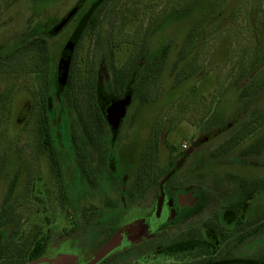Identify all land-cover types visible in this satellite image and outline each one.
Listing matches in <instances>:
<instances>
[{
    "label": "rangeland",
    "instance_id": "obj_1",
    "mask_svg": "<svg viewBox=\"0 0 264 264\" xmlns=\"http://www.w3.org/2000/svg\"><path fill=\"white\" fill-rule=\"evenodd\" d=\"M78 1L0 0V56L13 50L8 45L21 48L15 58L0 61V213L13 217L18 227L57 226L59 237L76 220L63 215L76 213L75 202L65 200L63 208L60 205L53 184L56 171L50 165L48 153H54L61 168L67 160L73 161V170H65L73 198L84 197L79 202L84 205L81 210H87L85 213L101 215L94 225L93 238L88 241V236H81V241H88L84 255H90L95 242L110 225L133 219L139 230L137 235L145 225L142 217H137L140 214L125 212V207L104 195L115 190L106 179L110 171L83 165H91L92 161L87 143L96 146L109 139L107 132L106 138L100 140L99 130H104V126H99L91 115L95 98L92 87L101 84L102 90L110 91L112 82H125L140 63L142 68L134 87L142 98V105L135 111L137 121L133 123V129L140 130L136 137L141 139L142 131L153 132L149 137L152 145L163 141V161L167 152H178L181 144L190 143L210 129L218 131L206 134L208 139L203 147L216 146L229 121L234 125L231 130L236 129L242 96L264 108V0H219L212 12L208 10L211 0H98L103 6L97 27L80 38L73 55L72 75L70 70L65 91L56 97L52 87L44 93L43 84L52 85L58 55L81 14L46 39L44 50L40 49L41 38L61 28L69 18L65 13ZM46 52L48 66L42 60ZM184 55L193 59L192 75L180 82L174 75L182 70ZM152 60L154 63H148ZM47 69L49 75L45 76ZM46 94L53 95L55 103L43 111L42 116L48 121L43 128L38 112L41 104L50 100ZM123 135L122 132L120 139H124ZM44 139L47 149L42 143L40 147ZM235 140L229 141L230 151L210 156V167L203 166L207 170L205 178L209 184L221 179L213 182L212 187L216 191L231 189L228 193L234 195L241 193L239 185H243L256 205H260L264 195V157L248 159L249 162L239 160ZM35 144L40 148L34 149ZM139 146L135 140L120 143L119 152L124 158L120 159L117 175L114 174H136L132 181L135 193L142 189L140 184L147 182L149 172L126 168L137 162ZM81 154L86 159L79 165L83 176L75 164V156ZM144 157L150 158L146 153ZM166 169L164 166L154 173ZM139 178H143L142 183ZM93 193L102 199L97 205L86 200ZM111 212L125 213L121 219L104 220Z\"/></svg>",
    "mask_w": 264,
    "mask_h": 264
},
{
    "label": "flooded vegetation",
    "instance_id": "obj_2",
    "mask_svg": "<svg viewBox=\"0 0 264 264\" xmlns=\"http://www.w3.org/2000/svg\"><path fill=\"white\" fill-rule=\"evenodd\" d=\"M91 3L87 2L85 5L90 6ZM79 7V3H76L67 11L64 16L68 14L69 18L64 25L53 30L48 37L50 39L53 35L61 32L74 17L81 14L58 55L56 70L52 75L53 83L46 89L49 91L52 87L56 97L65 91L70 70L72 75L73 55L78 43L70 54L65 85L60 90L61 92L56 94L59 59L65 53L67 42L72 41V38L75 37L79 25L88 21L86 18L83 20L85 12H83V8L78 10ZM99 12L95 25L86 29L83 34L97 27ZM2 46L3 44L0 45V49ZM146 58L147 56L144 57L145 60ZM148 63H154V61ZM135 66L137 68L134 67V69L137 71H135L134 81H132V71L125 82H112L110 91L102 90L101 84L92 87L95 98L92 100L91 115L97 120V123L99 122V126L100 124L104 126V130L98 129L100 140L106 138L107 132L109 139L107 142H99L96 146L88 142L86 147L92 161L91 165H83L96 170L104 167L105 170L110 171V177H106V179L110 188L115 187V190L104 195L119 203L118 205L128 208L127 210L124 208L125 212L131 211L129 213L140 214L137 217H142L145 223L142 233L137 235L139 230H137V225L132 222L133 219L126 223H117L113 227L110 225V228L104 231L95 242V248L90 255H84L85 245L93 238L94 225L99 223L101 215L97 217L92 216V213H85L84 211L87 210H81L84 205L79 202L84 197L76 195V199L73 198L69 173H66L65 170L70 167L72 171L74 162L67 160L66 165L64 164L65 167L61 168V163L54 159V153L49 151L50 165L56 171L53 184L58 193L55 190V195L62 208L65 200L75 202V210H73L76 213H63V215L76 217V220H72V223L65 227L67 230L58 237L55 230L57 226L32 227L33 229L18 227L14 225L13 217H7L4 213H0V264H87L95 257L105 242L115 234L121 235L117 245L93 264H264V215L260 218V214L264 213V195L260 205H256V201L251 198L250 193L245 192L243 185H239L242 191L238 195L228 193L231 189L216 191L212 187H215L213 182L217 183L221 179L210 181L209 184L205 178L207 170L203 168L205 164L209 166L208 162L213 153L230 151L229 141L233 142L235 138L239 160L248 161L251 159L254 161L264 157V113H261L263 108L256 107L249 100H244L242 96L240 98L241 106L235 118L237 119L236 129L231 130L234 125L229 121L220 132L224 136L216 146L203 147L204 141L208 139L206 134L218 131L210 129L205 131L202 136L193 138L190 143L181 144L178 152H167L166 161H163L165 156L163 141L160 140V145L158 142L152 145L149 137L153 132L144 134L142 131L141 139H139L135 134L140 130L133 129V123L137 121L138 117L135 111L142 105V98H139L134 89L139 78L138 71L142 67L140 63ZM103 71L102 67L101 72ZM46 75H49L48 69ZM46 95L50 98L46 104L51 107L55 103L54 97ZM126 98H128V103L125 106V113L114 127L105 115L104 106H115ZM133 105L135 106L133 107ZM131 109L132 114H130ZM122 132L124 139L119 137ZM231 137L235 138L228 140ZM132 140L140 145V149L136 158L137 162L126 165L127 170L132 167V170L142 168L149 171L146 183H142L143 178H139L142 189L138 193L133 192L132 187L134 176L137 177L136 174H132L131 171L119 172L118 177L115 176L119 169L120 159L124 158L119 152L120 143L130 144ZM41 143L47 149L48 144H45V139L40 141V147ZM33 147L34 149L40 148L36 144ZM153 148L155 149L153 150ZM145 153L150 157L147 160V157H144ZM43 156H45L44 153ZM75 157V164L80 169L81 162L85 163L86 159L82 154ZM143 158L146 161L140 162ZM196 160H198L197 163ZM164 166L168 169L154 173V170H160ZM259 173L260 171H258ZM81 174L83 176L82 171ZM252 178H256V176H252ZM93 194L94 196L91 198H88L89 195L86 194V200L97 205L102 199L98 197L100 195ZM124 213L111 212L103 219L105 220L107 217L121 219ZM16 214L19 213H14V215ZM129 223L131 225L125 229L123 226ZM84 235L88 236L86 242L81 241V236L83 238Z\"/></svg>",
    "mask_w": 264,
    "mask_h": 264
},
{
    "label": "trees",
    "instance_id": "obj_3",
    "mask_svg": "<svg viewBox=\"0 0 264 264\" xmlns=\"http://www.w3.org/2000/svg\"><path fill=\"white\" fill-rule=\"evenodd\" d=\"M90 0H79L77 3H79L80 7L78 10L80 9H84L83 12H85L84 16H83V20L84 18H86L88 21L85 23H81L78 27V31L75 33V37L72 38V41L67 42L66 44V49L65 52L70 53L73 51L75 45L79 42L80 38L82 37L81 35L83 34V32L88 29V28H92L95 23H96V18L98 16V12L101 10L102 6H103V2H100L98 0H92V3L90 6H87L86 8H84V5ZM98 1V2H97ZM219 1V0H211L210 1V7L208 8V10L210 12L214 11V6H215V2ZM206 10V11H208ZM201 17V15H200ZM203 17V16H202ZM82 20V21H83ZM53 32V31H52ZM52 34V33H51ZM49 37V36H48ZM48 37L41 38V45L42 47L40 48L41 50H44V45L46 44ZM38 39V38H37ZM6 47V46H5ZM7 47H13L12 51L9 52L8 54L4 55V56H0V61L4 59V61H7L8 59L11 58H15V56H17L20 53V45H8ZM189 55H184L183 56V67L182 70L177 73V76L174 75V77L177 78V80H180V82L184 81L186 78L190 77L192 75V65H193V59L188 57ZM42 60L45 63L46 66H48V61H49V56L47 55V52L42 56ZM13 67V66H12ZM135 68H137V66H135ZM135 71H137L136 69H133L132 72V81L135 80ZM176 74V73H175ZM180 74V75H179ZM178 75L181 77H178ZM171 76H173L171 74ZM45 82V81H44ZM45 84V83H44ZM43 84V91L45 93V90L47 89L48 85H44ZM65 89V88H64ZM55 92L56 94H59L61 91L58 90L57 88H55ZM42 105V109H40V111L38 112V115H41L40 118H38L41 121V126L44 128L46 127V124H48V121L42 116L43 111L49 108L48 104H41ZM261 113H264V108L261 111ZM233 139L232 137L229 138L228 140ZM229 145V144H228Z\"/></svg>",
    "mask_w": 264,
    "mask_h": 264
},
{
    "label": "water",
    "instance_id": "obj_4",
    "mask_svg": "<svg viewBox=\"0 0 264 264\" xmlns=\"http://www.w3.org/2000/svg\"><path fill=\"white\" fill-rule=\"evenodd\" d=\"M69 63H70V53L65 52L60 57L58 66H57V84H58L59 90L63 89L65 85ZM127 103H128V98L118 102L115 106L113 105L104 106L105 115L108 118L109 122L114 127L118 124L119 119L124 115L125 106ZM120 237H121L120 234H115L109 240H107L105 244L96 253L95 257L87 264H93L98 259H100L103 255H105L109 250L115 247L117 243L119 242Z\"/></svg>",
    "mask_w": 264,
    "mask_h": 264
}]
</instances>
